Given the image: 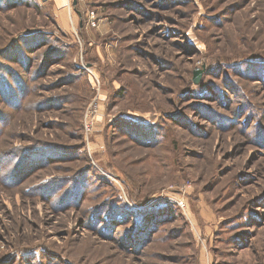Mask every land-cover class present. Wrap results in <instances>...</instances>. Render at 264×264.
Wrapping results in <instances>:
<instances>
[{
    "label": "rangeland",
    "instance_id": "rangeland-1",
    "mask_svg": "<svg viewBox=\"0 0 264 264\" xmlns=\"http://www.w3.org/2000/svg\"><path fill=\"white\" fill-rule=\"evenodd\" d=\"M61 1L0 0V264H264V0Z\"/></svg>",
    "mask_w": 264,
    "mask_h": 264
},
{
    "label": "water",
    "instance_id": "water-1",
    "mask_svg": "<svg viewBox=\"0 0 264 264\" xmlns=\"http://www.w3.org/2000/svg\"><path fill=\"white\" fill-rule=\"evenodd\" d=\"M200 74H201V72L200 71H197L196 73H195V80L198 82L199 80H200Z\"/></svg>",
    "mask_w": 264,
    "mask_h": 264
},
{
    "label": "crops",
    "instance_id": "crops-1",
    "mask_svg": "<svg viewBox=\"0 0 264 264\" xmlns=\"http://www.w3.org/2000/svg\"><path fill=\"white\" fill-rule=\"evenodd\" d=\"M58 2H59V4L61 5V6H63V3L64 2H62L61 0H58ZM66 4H64V6H65ZM68 9V8H67Z\"/></svg>",
    "mask_w": 264,
    "mask_h": 264
},
{
    "label": "built area",
    "instance_id": "built-area-1",
    "mask_svg": "<svg viewBox=\"0 0 264 264\" xmlns=\"http://www.w3.org/2000/svg\"><path fill=\"white\" fill-rule=\"evenodd\" d=\"M69 3L71 2V1H73V0H67Z\"/></svg>",
    "mask_w": 264,
    "mask_h": 264
}]
</instances>
